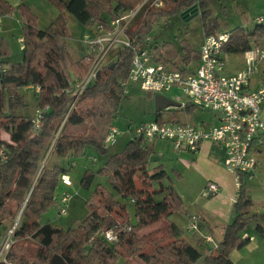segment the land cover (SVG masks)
I'll return each mask as SVG.
<instances>
[{"label": "trees", "instance_id": "1", "mask_svg": "<svg viewBox=\"0 0 264 264\" xmlns=\"http://www.w3.org/2000/svg\"><path fill=\"white\" fill-rule=\"evenodd\" d=\"M170 1L174 4L170 10L143 4L133 20V23L139 21L138 26L133 29L131 25L127 30L136 45L147 46L156 61L164 64L178 58L179 51L170 42L157 44L145 41V37L161 17L180 9L195 8L196 1L201 3V0ZM52 2L60 11L72 14L86 29L94 24L109 29L107 19L101 16L103 5L99 0ZM133 8L134 5L123 4L122 10L115 11L112 16ZM13 11L21 20L22 57L0 69V233L7 229L1 230L4 222L12 219L18 210L21 212L12 243L0 264H91L114 255L124 256L123 264L133 259V264H227L231 251L244 242L242 234L250 219L251 200L241 182L242 177L232 218L224 226L215 252L202 256L197 248L179 237L178 227L169 220L183 203L163 167L149 161L153 155L152 143L142 137H132L122 151L109 154L98 170L108 174L117 197L97 187L87 201L86 217L74 228L63 229L40 222L41 214L57 199V183L67 174V167H46L41 161L49 148L60 157L79 155L87 145L105 153L104 139L125 92L132 51L130 48L117 49L67 112L72 96L68 91V76L60 62L66 44L63 39L68 36L64 16L59 13L46 28L40 29L36 26L35 15L24 3L12 7L7 0H0V16ZM215 29L216 25L204 27V33H212ZM228 32L222 53H243L252 46L253 38L264 37V24L256 21L250 29L235 26ZM183 48L186 60L194 55L193 50ZM8 55L5 42L0 40L1 66ZM66 55L70 73L82 78L90 56ZM29 86H38L39 90L35 92ZM23 87L33 91L35 109H43L37 130L32 128L33 117L16 111L26 105L19 93ZM194 107L187 103L181 109H169L168 121L177 122L179 110L188 112ZM160 114L155 112V117ZM63 121L70 126H85L80 132L63 130L58 133ZM91 176V171L84 172L80 181L82 187L88 186ZM126 201L132 205L133 221H130ZM159 220L165 224L162 236L140 233ZM108 229L116 232V240L111 243L103 238ZM255 230L264 236V228L260 225H256ZM26 237L37 239L38 249L33 255L26 253L20 243Z\"/></svg>", "mask_w": 264, "mask_h": 264}, {"label": "built area", "instance_id": "2", "mask_svg": "<svg viewBox=\"0 0 264 264\" xmlns=\"http://www.w3.org/2000/svg\"><path fill=\"white\" fill-rule=\"evenodd\" d=\"M123 12L118 16L107 19L109 29L94 24L82 35L81 42L88 50L89 66L82 78L69 81L71 102L67 112L74 106L83 89L94 80L100 69L114 57L115 51L130 48L129 73L125 90L129 82L137 83L139 88L150 93L163 94L172 88H178L189 102L202 109L217 114L218 122L208 127L196 126L188 123L152 120L143 122L134 128L133 137H142L152 143L154 140L170 142L175 151H195L203 141L217 143L223 147V166L233 174L236 188V201L240 178L250 174L256 164L251 153L253 141L264 134V119L260 114V103L264 101V83L253 91H245L258 65L264 62V43L255 44L245 50L243 54L244 68L234 74L224 73L225 61L222 56V46L228 41L229 32L219 30L204 34L197 51L198 66L192 71H182L155 60L154 54L147 46L136 45L134 39L127 34L128 28L140 7ZM256 21H260L258 18ZM151 40L150 36L145 41ZM3 70L4 66L0 65ZM35 92L38 86H29ZM178 101L179 98L177 97ZM42 108H36L32 118V128L37 130L40 124ZM64 122V121H63ZM59 131V130H58ZM118 134L114 126L104 139V144H112ZM62 183L71 185L70 179L62 175ZM218 191L215 182L206 184V193L214 194ZM72 193L63 191L58 201L61 204L60 214H65ZM198 215H190L187 229H196ZM18 217L0 233V262L4 261L6 252L13 240V231L17 226ZM129 229V227H126ZM103 238L107 243L116 240V232L112 229L104 231ZM205 239L211 241L208 235ZM264 264V263H262Z\"/></svg>", "mask_w": 264, "mask_h": 264}, {"label": "rangeland", "instance_id": "3", "mask_svg": "<svg viewBox=\"0 0 264 264\" xmlns=\"http://www.w3.org/2000/svg\"><path fill=\"white\" fill-rule=\"evenodd\" d=\"M107 6L108 0H100ZM132 1V0H127ZM145 0L134 6L133 9L139 7ZM136 3V0L133 2ZM150 6L156 9L170 10L174 4L170 0H147ZM195 8L191 9L188 14H184L185 9H180L178 12L170 13L167 16L161 17L156 21L149 33L153 42L162 44L164 42H170L179 51L178 58H176V68L182 71H192L198 66L197 51L202 41L204 27H210L216 25L217 30H228L235 26H241L244 28H252L258 18L262 19L264 24V0H201L196 1ZM37 18V24L39 28H45L49 23V10L54 11V8L47 3L46 0H38L33 7ZM55 14L57 11H54ZM65 21L68 36L63 39L62 52H61V65L63 66L68 79H71L72 73H70L67 61V55L71 54L72 57L78 58L88 54L87 48L81 42L82 35L87 31L86 28L79 23L72 14L64 11ZM55 14L53 16H55ZM52 18V17H51ZM139 21L132 23V28L135 29L138 26ZM5 42V45L9 51V55L6 59L10 62L19 61L22 57V49L20 42L16 41V37L12 35L9 40L10 46ZM186 46L188 49L194 51L187 60L184 58V49ZM224 58L228 64L238 62L239 55L225 54ZM175 60V59H174ZM264 63V62H262ZM19 93L23 96L25 106L18 108L16 111L31 116L35 106V96L30 89H20ZM164 94L171 99L179 98L178 103L189 102V98L183 95L178 88H172L165 91ZM154 93L143 91L139 88L137 83L129 82L126 90L121 97L117 105V110L114 118L112 119V126H114L118 134L112 144L106 146L105 153L98 151L93 146L87 145L83 148V152L79 155H70L67 157L57 156L51 148L46 152L41 165L50 167L53 165L67 167V174L72 182V185L65 186L60 179L55 189V197L58 199L59 195L63 191L72 193V198L69 200L65 214H60L59 210L61 204L56 199L50 206H48L40 216L41 223H50L53 226H58L63 229L76 227L87 215L88 207L87 201L90 199L94 190L97 187L109 190L116 196V193L112 189L109 177L106 172H99L102 168L109 154L120 152L124 149L126 143L130 140L131 136H134V128L143 123L154 120L155 111L153 104ZM210 110L202 109L195 106L190 114L193 117L194 122H199L201 118L211 115ZM159 121H163L161 118ZM85 125H81L80 129L76 132H80L84 129ZM66 124L61 122L57 131H67L70 133H76L73 130H66ZM157 140L153 141L152 147H159ZM155 147V148H156ZM168 145L162 146V151ZM164 148V149H163ZM172 150L168 148V152L163 153V156H158L155 161H152V165H161L163 169L169 175L174 174L172 169V157L170 154ZM69 163H73L69 167ZM85 171H91V180L87 187H82L80 184L81 178ZM170 176V175H169ZM117 197V196H116ZM127 210L129 213L130 221H133L132 205L129 201H126ZM21 210H18L14 217L10 220H6L2 225L1 230H5L15 218L20 216ZM19 218V217H18ZM117 219V217H115ZM164 222L159 220L140 233H150L151 236H162L164 229ZM26 253L35 254L38 249L37 239L23 238L20 240ZM124 256H110L97 262L95 260L91 264H123ZM133 259L129 260L127 264H133Z\"/></svg>", "mask_w": 264, "mask_h": 264}, {"label": "crops", "instance_id": "4", "mask_svg": "<svg viewBox=\"0 0 264 264\" xmlns=\"http://www.w3.org/2000/svg\"><path fill=\"white\" fill-rule=\"evenodd\" d=\"M37 1L38 0H7V2L12 7H17L20 3H24L35 15L36 26L39 28L37 24L38 16L36 15L35 10H33L34 4ZM46 1L54 8V11H57L56 14L52 10L48 11L49 25L59 13L64 16V11H60L59 8H57V6L52 2V0ZM134 1L135 0H108L107 6H105V4L100 1L103 5L101 9V16L109 19L112 17L115 11L120 12L122 10L123 4H131L135 6L140 2V0H136V3H133ZM119 2H122L123 4H119ZM117 6L120 7L117 8ZM54 14L55 16H53ZM260 22L262 23L261 18ZM216 31L219 30L215 29L213 32ZM204 34L205 33L203 31V36ZM12 35H14V37H16V41L20 42L21 44V20L16 11H13L8 15L0 16V40L2 42L6 41L8 46H10L9 40L12 38ZM262 43H264V37L259 38L258 40H254V38L252 39V46L255 44L261 45ZM20 46L22 49V44ZM225 54L234 56L239 55L240 59L238 62L228 64L224 58ZM222 56L225 61V74H234L244 68L242 53H222ZM176 60L177 59H172L166 64L171 67H176ZM5 61L6 63L3 64V66H9L11 62L6 58ZM75 77V75H71V79H69V81ZM262 83H264V63L261 62L258 65L256 71L251 76L249 83L244 88V90L253 91L260 87ZM22 89L29 88L23 87ZM174 100L177 101L176 99ZM178 107L180 108L183 106L179 103ZM178 107H170L161 111L160 116L155 117L154 120L161 118L162 120L168 121L171 113L168 110ZM34 110L35 106L30 117H33ZM189 112L191 111L184 112L179 110L176 113L175 121L204 127H208L218 122L217 114L214 112H211V115L208 117L201 118L199 122H194L193 117L188 114ZM260 114L262 119H264V101L260 103ZM80 126L81 125H66L65 129H70L76 132L81 128ZM3 137L7 139L6 135H3ZM132 137L133 136H131L130 139ZM157 141L159 142L157 143L159 147H153V156H158L161 158L164 151L168 152V148L172 150L170 156L172 157V169L175 176L171 173L169 175L173 181L174 188L179 194L183 203V206L180 210L173 212L169 216V220L178 227L179 237L185 239L191 245L197 248L202 256L215 252L216 247L222 238L223 228L232 218L233 204L235 203L234 199L236 196L233 174L227 171L223 166V147L217 143L203 141L195 151H175L172 148L170 142L166 140ZM166 144L168 145L167 149L163 148L164 150L162 151L161 147L163 145L166 146ZM251 153L256 160L255 167L250 174L243 175L241 178L243 187L251 200V206L248 209V215L250 216V219L245 231L242 234L244 242L231 251L227 264L264 263V236L255 230L256 225H260L262 228H264V134L259 135L253 141ZM64 175L69 178L68 174ZM209 181L215 182L218 186V191L214 194L206 193V184ZM190 215H198L199 217L196 222V229L186 228ZM208 235L212 238L211 241L205 239V236Z\"/></svg>", "mask_w": 264, "mask_h": 264}, {"label": "water", "instance_id": "5", "mask_svg": "<svg viewBox=\"0 0 264 264\" xmlns=\"http://www.w3.org/2000/svg\"><path fill=\"white\" fill-rule=\"evenodd\" d=\"M191 9H193L192 7H189L187 9H185L184 14H188ZM153 104H154V111L155 112H161L167 108L170 107H178L179 103L171 98H168L167 96H165L164 94H160V93H156L153 96ZM157 159L156 156H150L149 157V161H155Z\"/></svg>", "mask_w": 264, "mask_h": 264}, {"label": "bare ground", "instance_id": "6", "mask_svg": "<svg viewBox=\"0 0 264 264\" xmlns=\"http://www.w3.org/2000/svg\"><path fill=\"white\" fill-rule=\"evenodd\" d=\"M20 214V213H19ZM19 217V216H18Z\"/></svg>", "mask_w": 264, "mask_h": 264}]
</instances>
